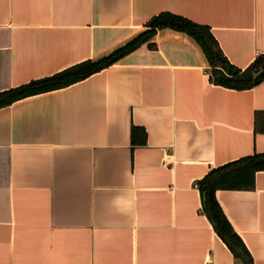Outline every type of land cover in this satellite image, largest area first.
Here are the masks:
<instances>
[{"label": "crops", "instance_id": "1", "mask_svg": "<svg viewBox=\"0 0 264 264\" xmlns=\"http://www.w3.org/2000/svg\"><path fill=\"white\" fill-rule=\"evenodd\" d=\"M163 13L209 27L242 71L264 56V0H0V93L107 57ZM150 44L0 109V264H241L198 183L264 155V82L215 85L186 34L159 30ZM216 197L264 264V172Z\"/></svg>", "mask_w": 264, "mask_h": 264}, {"label": "trees", "instance_id": "2", "mask_svg": "<svg viewBox=\"0 0 264 264\" xmlns=\"http://www.w3.org/2000/svg\"><path fill=\"white\" fill-rule=\"evenodd\" d=\"M164 29L186 34L202 48L210 66V80L215 85L236 91H246L264 82V56L242 71L230 64L209 27L198 25L181 16L163 13L149 23L147 31L107 57L97 61H87L51 77L1 92L0 109L28 97L64 89L82 82L117 64L145 44H149L152 48L150 41L153 40L157 31ZM132 141L139 146L146 145V132L134 127ZM258 172H264V155L243 158L214 169L198 183L204 214L218 237L241 264L255 263L244 241L234 231L224 214L216 194L218 191L253 190Z\"/></svg>", "mask_w": 264, "mask_h": 264}, {"label": "built area", "instance_id": "3", "mask_svg": "<svg viewBox=\"0 0 264 264\" xmlns=\"http://www.w3.org/2000/svg\"><path fill=\"white\" fill-rule=\"evenodd\" d=\"M168 162H169V159H166V160H165V163L167 164Z\"/></svg>", "mask_w": 264, "mask_h": 264}]
</instances>
